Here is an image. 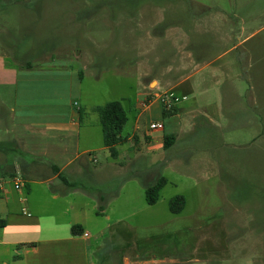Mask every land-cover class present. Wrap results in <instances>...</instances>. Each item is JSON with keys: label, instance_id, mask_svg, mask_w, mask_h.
Masks as SVG:
<instances>
[{"label": "crops", "instance_id": "crops-1", "mask_svg": "<svg viewBox=\"0 0 264 264\" xmlns=\"http://www.w3.org/2000/svg\"><path fill=\"white\" fill-rule=\"evenodd\" d=\"M149 3L169 5L166 8L181 6L182 11L165 12L159 18L153 13L111 12L117 28L87 30L89 53L85 69L90 68L93 71L90 75L95 77L99 67L104 72L134 77V87L137 88L134 106L139 114L133 133L117 145L120 159L126 153L124 147L137 146L138 122L141 114H145L147 152L163 150L165 134L180 129L184 163L190 170L193 165L194 172L190 175L198 181L203 177L195 170L198 162L192 153L196 148V137L204 129L220 130L224 118L229 124L234 118L244 117L245 124H248V118L253 120V116H263L259 98L264 99V44H250L252 35L257 32L246 36L243 26L218 32L207 27L204 12L207 7L200 0H150ZM188 5L193 6L192 11ZM215 9L219 10H211ZM235 15L237 23L243 20L237 13ZM145 28L154 35L147 39L136 37ZM101 32L102 38L98 39L96 36ZM4 45L6 52L0 56V147L6 148L10 154L14 151L15 158L9 168L12 180L3 181L0 196V219L7 223L0 228V264H95L89 240L102 234L103 230L93 234L83 220L63 219L62 212L67 213L74 207L72 204L63 208L67 202L63 198L71 195V191L91 198L93 211H101V207L105 210L103 206H108L109 199L117 197L121 190L119 182L116 188L107 191L109 180L118 178L106 175L105 170L116 169L119 161L110 159L99 117L94 110L105 102L84 106L82 84L87 77L83 67L75 66L71 57L57 59L50 56L37 63L20 60L9 63L6 61L10 55L7 49L18 53L21 44L17 41L10 47ZM154 46H161L159 50L169 59L158 61L148 56L157 51ZM143 52L148 53V59L141 60ZM71 53H75L74 58L78 60L82 51ZM180 53H186V56L178 59ZM235 66L238 68L236 72ZM233 78L239 84L261 87L256 94V103L229 110L222 108L221 95L215 86L209 85L233 84ZM234 90L226 88L222 94L226 101L241 99ZM168 91L187 96L175 105L177 112L170 117L177 118V122L172 124L164 117L160 98ZM147 100H150L149 106L142 108ZM89 116L90 122L84 124L85 117ZM152 122H163L165 128L150 129ZM98 152L107 154L106 165L93 167L91 163L98 162ZM18 177L21 178V187L16 189ZM25 184L29 185L28 193L22 187ZM27 210L34 213L30 219L24 216ZM97 216H105L110 221V216L105 213ZM75 224L83 226V235H73ZM126 261L129 264V260Z\"/></svg>", "mask_w": 264, "mask_h": 264}, {"label": "rangeland", "instance_id": "rangeland-1", "mask_svg": "<svg viewBox=\"0 0 264 264\" xmlns=\"http://www.w3.org/2000/svg\"><path fill=\"white\" fill-rule=\"evenodd\" d=\"M149 1L0 0V56L6 52L4 44L10 47L19 41L18 53L7 49L10 55L6 61L9 63L18 60L37 63L50 56L57 59L71 57L75 66L83 67L87 77L82 84L84 106L121 101L129 118L124 129L127 136L133 133L139 114L134 106L137 102L134 77L104 72L102 67L97 68V77L91 76L93 71L85 69L89 53L86 33L91 29L117 28L111 12L153 13L159 18L165 12L182 11L181 6L166 8L169 5H153ZM200 1L207 7L204 11L207 27L218 32L243 26L246 36L257 32L252 35L250 44H264V30L260 31L264 28V0ZM193 6L188 5V9L192 11ZM213 8L219 10H211ZM235 13L243 20L237 23ZM146 29L136 37L147 39L154 35ZM96 37L101 39L102 32ZM154 47L158 48L157 51L148 56L158 61L167 57L159 50L161 46ZM75 50L82 51L78 60L74 58L75 53H71ZM147 54L143 52L141 60L148 59ZM181 56H186V53H180L178 59ZM233 69L235 72L238 70L237 66ZM233 80L234 83L229 85H209L215 86L221 95L222 108L229 110L256 103V94L261 87L253 88L249 84L237 83L236 78ZM227 87L234 88L241 99L226 101L222 94ZM259 102L263 105L262 117L248 118V124H245L244 117L234 118L229 124L224 118L220 130L204 129L196 137V148L192 153L198 162L195 170L203 177L200 181L190 175L194 172L193 165L190 170L184 163L180 129L173 131L177 140L172 148L147 152L145 136L148 122L147 116L141 114L136 132L137 146L124 147L126 153L121 159H113L110 155V159L119 161V165L112 171L105 170V173L116 176L118 180L110 179L107 191H112L119 182L121 190L117 197L109 199L108 206H103L106 209L100 213L98 209L93 211V200L84 194L71 191V195L63 198L67 201L63 208L74 205L67 213L62 212L63 219L83 220L93 234L103 230L102 234L89 240L95 264H127L126 259L129 264H264V99L260 97ZM175 119L166 118L170 124L177 122ZM90 120V116L85 117L83 123ZM174 125L178 126L177 123ZM100 129L102 131L101 125ZM106 155L98 152V162L91 165H106ZM14 158V151L10 154L6 148L0 147L2 184L5 180H12L9 168ZM160 177L167 178L168 182L161 189L157 203L149 205L146 187ZM22 187L28 193L29 185ZM179 195L186 198L187 206L175 214L170 210V200ZM105 199L108 201V197ZM102 213L110 216V225L107 226L109 222L105 216H97ZM25 214L26 219L34 216L30 210Z\"/></svg>", "mask_w": 264, "mask_h": 264}, {"label": "trees", "instance_id": "trees-1", "mask_svg": "<svg viewBox=\"0 0 264 264\" xmlns=\"http://www.w3.org/2000/svg\"><path fill=\"white\" fill-rule=\"evenodd\" d=\"M95 112L99 117V123L103 131L104 145L109 150V153L113 159H118L119 152L117 145L126 141L128 136L124 135L125 126L129 120L127 110L124 108L121 101H110L104 105L95 107ZM164 117L168 118L177 112V107L167 108L163 106ZM147 140V138H146ZM176 134L170 133L164 136V149L168 150L176 143ZM168 180L165 177L158 178L153 184L146 187V200L149 205L157 203L160 197L161 189L167 184ZM186 203L184 196H176L170 200V210L172 213L179 214L183 211ZM102 211V207H101ZM101 211H98L100 213ZM6 220L0 219V228L6 226ZM72 233L75 236H81L84 234V228L82 225L75 224L72 227Z\"/></svg>", "mask_w": 264, "mask_h": 264}, {"label": "built area", "instance_id": "built-area-1", "mask_svg": "<svg viewBox=\"0 0 264 264\" xmlns=\"http://www.w3.org/2000/svg\"><path fill=\"white\" fill-rule=\"evenodd\" d=\"M161 101L163 103V106H166L167 108L172 107V105H176L178 103H180L181 101L187 99V96H179L178 94H176L174 91H168L164 94H162L160 96ZM150 104V100H147L145 102H143L142 104V108H146L147 106H149ZM150 129H160L163 130L165 128V125L163 122H152L149 125ZM21 187V178L18 177L15 180V188L19 189ZM3 193V185L0 182V196Z\"/></svg>", "mask_w": 264, "mask_h": 264}]
</instances>
